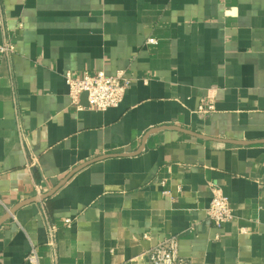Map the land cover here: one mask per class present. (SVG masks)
I'll use <instances>...</instances> for the list:
<instances>
[{
	"label": "crops",
	"instance_id": "obj_1",
	"mask_svg": "<svg viewBox=\"0 0 264 264\" xmlns=\"http://www.w3.org/2000/svg\"><path fill=\"white\" fill-rule=\"evenodd\" d=\"M7 30L0 264L32 246L51 264L49 226L60 264H150L173 235L187 264H264V0H0ZM68 71L129 84L119 106L78 110ZM212 184L234 213L221 228Z\"/></svg>",
	"mask_w": 264,
	"mask_h": 264
},
{
	"label": "built area",
	"instance_id": "obj_2",
	"mask_svg": "<svg viewBox=\"0 0 264 264\" xmlns=\"http://www.w3.org/2000/svg\"><path fill=\"white\" fill-rule=\"evenodd\" d=\"M22 24H19V28ZM13 37L7 30L5 38L0 43V55L6 59L8 63L11 62V57L15 53V46L13 44ZM148 43L157 44L155 38H149ZM64 79L69 89V95L74 104L77 105L78 110L85 108L97 111H105L109 108L119 106L122 102L129 80L124 78L123 72H117L115 75L109 76L104 71H96L91 73L85 72L82 76H75L72 72L64 73ZM87 93V106L85 107L81 102V97ZM216 107L213 101L209 103L201 102L197 112L201 115H208L215 111ZM24 136V133H22ZM25 137L21 136V139ZM213 197L207 208L208 217L214 222L215 226L221 228L224 224L231 222L234 219L233 209L230 204L228 196L224 193L222 188L218 185H211ZM165 195H170L169 190L164 191ZM1 201V199H0ZM66 225H70L71 218H67ZM245 232L244 229L240 230ZM57 236L58 227L49 226L48 228V246L51 252V264H60L57 252ZM149 238L148 235H144ZM150 264H187V261L179 254V240L178 237L173 235L157 245L152 247L147 252ZM27 264H40V256L35 246H32L26 256Z\"/></svg>",
	"mask_w": 264,
	"mask_h": 264
},
{
	"label": "water",
	"instance_id": "obj_3",
	"mask_svg": "<svg viewBox=\"0 0 264 264\" xmlns=\"http://www.w3.org/2000/svg\"><path fill=\"white\" fill-rule=\"evenodd\" d=\"M84 101H86L87 100V93H84L83 95H82V97H81ZM88 105V104H87ZM165 127H170V126H165ZM170 128H176V129H180V128H178V127H173V126H171ZM195 135H198V134H195ZM102 157H106V156H102ZM102 157H99V158H96V159H94V160H90V161H88V162H86V163H84V164H82V165H80L79 167H77V168H75L69 175H67V177L64 179V180H62L51 192H49L48 194H46V195H43V196H41L40 198H34V200H28V201H26V202H23L22 204H20V205H24V204H27V203H29V202H33V201H37V200H40V199H43V198H45V197H48V196H50V195H52L61 185H63L65 182H67L68 180H69V178L71 177V176H73V174H75L78 170H80V169H82L83 167H85V166H87L88 164H90V163H92V162H94V161H96V160H99V159H101Z\"/></svg>",
	"mask_w": 264,
	"mask_h": 264
}]
</instances>
